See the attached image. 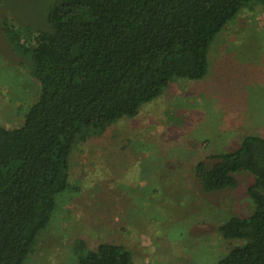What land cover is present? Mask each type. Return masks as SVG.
Listing matches in <instances>:
<instances>
[{
  "label": "rangeland",
  "instance_id": "374dc122",
  "mask_svg": "<svg viewBox=\"0 0 264 264\" xmlns=\"http://www.w3.org/2000/svg\"><path fill=\"white\" fill-rule=\"evenodd\" d=\"M51 1L0 3V125L22 124L40 92L2 21L27 38L45 27ZM208 62L205 77H174L136 116L73 145L69 187L23 264H74L77 239L90 249L121 244L136 264H215L238 243L218 227L253 211V175L241 171L235 188L206 192L194 167L236 149L246 134L264 137V4L237 13L211 43Z\"/></svg>",
  "mask_w": 264,
  "mask_h": 264
},
{
  "label": "trees",
  "instance_id": "16d2710c",
  "mask_svg": "<svg viewBox=\"0 0 264 264\" xmlns=\"http://www.w3.org/2000/svg\"><path fill=\"white\" fill-rule=\"evenodd\" d=\"M253 3L264 0H52L45 27L27 38L2 21L40 92L22 124L0 125V264H23L49 224L69 187L73 145L136 116L174 77H205L216 35ZM241 171L254 177V208L219 225L238 243L215 264H264V137L246 134L236 149L194 167L206 192L235 188ZM74 249V264H136L121 244L90 249L77 239Z\"/></svg>",
  "mask_w": 264,
  "mask_h": 264
}]
</instances>
